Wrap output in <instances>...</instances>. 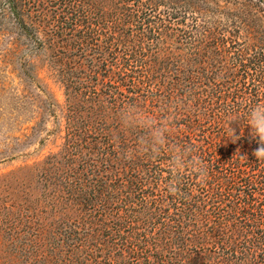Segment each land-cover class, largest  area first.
I'll return each instance as SVG.
<instances>
[{
  "label": "trees",
  "instance_id": "16d2710c",
  "mask_svg": "<svg viewBox=\"0 0 264 264\" xmlns=\"http://www.w3.org/2000/svg\"><path fill=\"white\" fill-rule=\"evenodd\" d=\"M256 1L264 22V0ZM140 17L124 0H115L107 24L90 21L70 0H0V28L9 18L35 52L44 51L67 102L62 146L32 167L46 200L29 214L24 201L2 199L7 216L17 213L18 231L28 233L20 254L28 264H264L263 165L244 148L208 155L193 145L187 159L180 156L172 148L178 139L159 130L166 123L148 115L137 82L127 86L117 55L131 51L145 64L173 42L192 56L227 46L204 25L193 24L182 42L168 25L145 28ZM243 63L231 62L246 73ZM255 81L236 82L253 96L245 103L259 104Z\"/></svg>",
  "mask_w": 264,
  "mask_h": 264
},
{
  "label": "rangeland",
  "instance_id": "374dc122",
  "mask_svg": "<svg viewBox=\"0 0 264 264\" xmlns=\"http://www.w3.org/2000/svg\"><path fill=\"white\" fill-rule=\"evenodd\" d=\"M181 1L124 0L132 12L147 18H137L141 26L168 25L171 38L184 42L196 31L193 24L198 29L204 25L225 43V51L216 52L209 47L201 49L200 56H192L185 43L173 42L164 54L160 51L146 56L145 64L140 62L143 57L132 60L131 51H119L117 55L129 74L127 86L137 82L135 90L139 91L141 102L153 112L148 115L166 123L159 130L164 127L169 136L178 139L172 148L180 156L185 154L187 159L193 145L204 148L208 155L223 150L234 155L241 148L251 153L257 144L250 140L247 117L255 105L252 100L244 102L245 95L253 96L239 92L241 86L236 82L255 78V90L260 94L256 99L264 104V22L260 11L250 4L257 1L185 0L200 7L202 13L182 7ZM70 4L77 5L90 21L107 24L115 0H70ZM2 21L5 28H0V264H28L25 255L20 254L28 233L18 231L17 213L7 216L11 209L2 199L8 193L15 202L24 201L29 214L37 213V205L46 200L47 189L32 167L62 146L67 102L62 83L45 59L44 51L35 52L29 40L15 33L9 18ZM9 45L11 50L6 52ZM236 57L249 67L246 73L233 69L231 62ZM233 117L238 118V122L230 123L239 136L235 142L230 139L228 123ZM259 163L264 170V160ZM12 198L6 201L13 203Z\"/></svg>",
  "mask_w": 264,
  "mask_h": 264
},
{
  "label": "clouds",
  "instance_id": "9594fccd",
  "mask_svg": "<svg viewBox=\"0 0 264 264\" xmlns=\"http://www.w3.org/2000/svg\"><path fill=\"white\" fill-rule=\"evenodd\" d=\"M248 129L250 140H254L257 147L253 150L252 155L257 160H264V104H257L249 109L248 112ZM231 122H238V118L233 117L229 120L230 139L235 142L239 139V136L235 135V129L230 126ZM198 169L201 175H203L204 166L203 163L197 158Z\"/></svg>",
  "mask_w": 264,
  "mask_h": 264
}]
</instances>
